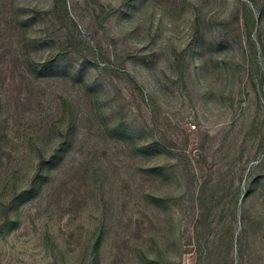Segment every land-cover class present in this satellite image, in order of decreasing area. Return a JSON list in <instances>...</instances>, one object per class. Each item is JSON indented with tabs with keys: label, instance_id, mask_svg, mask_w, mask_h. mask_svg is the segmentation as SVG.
Returning a JSON list of instances; mask_svg holds the SVG:
<instances>
[{
	"label": "rangeland",
	"instance_id": "rangeland-1",
	"mask_svg": "<svg viewBox=\"0 0 264 264\" xmlns=\"http://www.w3.org/2000/svg\"><path fill=\"white\" fill-rule=\"evenodd\" d=\"M0 264H264V0H0Z\"/></svg>",
	"mask_w": 264,
	"mask_h": 264
}]
</instances>
